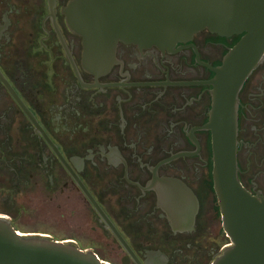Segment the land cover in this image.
I'll use <instances>...</instances> for the list:
<instances>
[{
	"label": "flooded vegetation",
	"instance_id": "1",
	"mask_svg": "<svg viewBox=\"0 0 264 264\" xmlns=\"http://www.w3.org/2000/svg\"><path fill=\"white\" fill-rule=\"evenodd\" d=\"M72 1L0 0V200L35 188L43 201L53 193L50 201L57 205L51 206L76 212L71 223L81 233L56 241L106 244L103 259L85 249L105 264H188L183 253L207 238L202 191L212 194V210L221 219L212 135L201 128L210 118L213 69L236 36L205 30L172 50L119 43L111 69L97 76L83 67V38L62 12ZM240 102V178L264 198L258 182L264 176V62L247 80ZM252 164L260 170L251 172ZM167 180L196 196L192 224L173 227L171 201L161 204L152 188ZM83 209L84 221L78 217ZM217 240L205 247L211 264L230 245L219 254Z\"/></svg>",
	"mask_w": 264,
	"mask_h": 264
},
{
	"label": "water",
	"instance_id": "2",
	"mask_svg": "<svg viewBox=\"0 0 264 264\" xmlns=\"http://www.w3.org/2000/svg\"><path fill=\"white\" fill-rule=\"evenodd\" d=\"M62 12L70 30L83 38V67L97 76L109 72L119 43L172 50L205 30L222 38L241 36L222 65L213 69L215 76L208 83L212 86L210 118L201 128L212 135L214 191L230 240L212 264H264V198L244 186L238 163L240 94L264 62V0H73ZM30 118L50 142L35 118ZM152 188L159 192L161 204L171 201L173 227L193 223L198 202L191 189L169 180L154 183ZM0 264L105 262L71 242L20 232L0 215Z\"/></svg>",
	"mask_w": 264,
	"mask_h": 264
},
{
	"label": "rangeland",
	"instance_id": "3",
	"mask_svg": "<svg viewBox=\"0 0 264 264\" xmlns=\"http://www.w3.org/2000/svg\"><path fill=\"white\" fill-rule=\"evenodd\" d=\"M256 167L257 166L255 164H252L251 172L260 170V168L257 169ZM244 168H246V163L244 164ZM261 170L264 172V165ZM249 175H252V173ZM260 176L261 178L258 180L259 186L260 189L262 188L264 190V176L263 174ZM201 195L202 207L200 221L204 226V233L207 238L204 239L202 244L194 245L190 250L188 249L187 252L183 253L188 258V264H211L214 258L209 260L207 259V249H205V247L209 246L207 243L211 242V239L217 236V242L220 246L219 254L223 250L222 246L225 243L230 244L229 238L225 235V232L222 229L221 219L218 218L217 212L212 210L215 202L212 194L207 191H202ZM14 196L12 197V201L9 202H1L0 200V211H4L2 213H6L0 215H7L12 220L14 227L20 232L48 235L53 237L54 240L62 239L67 241L81 236L80 230H78L77 227L71 223V220L77 217V213L70 209L52 207V204H56L50 201L51 198L54 200L56 199L53 193L50 194L48 198L43 196L44 201L48 204V207L46 208L40 205V203H43L44 201L38 193V188L30 190L29 195L27 192H18V197ZM81 212L82 213L80 214L78 213V217L80 218V216H82V219H80L84 221L85 218H83V216L87 215L86 209L81 210ZM90 217L92 218V214ZM86 232H88V230H86L85 233ZM84 235L90 236V234ZM76 246L82 250H85L86 248L93 249L94 252L101 257V259L104 258L106 252L109 250V247L106 244L101 243H83Z\"/></svg>",
	"mask_w": 264,
	"mask_h": 264
},
{
	"label": "trees",
	"instance_id": "4",
	"mask_svg": "<svg viewBox=\"0 0 264 264\" xmlns=\"http://www.w3.org/2000/svg\"><path fill=\"white\" fill-rule=\"evenodd\" d=\"M240 39H241V36H236L233 42L229 45L230 48H232L235 44H237ZM217 210L219 211V206H217Z\"/></svg>",
	"mask_w": 264,
	"mask_h": 264
}]
</instances>
